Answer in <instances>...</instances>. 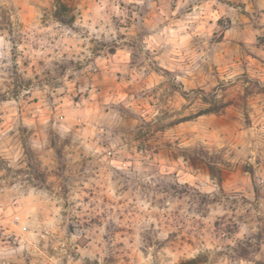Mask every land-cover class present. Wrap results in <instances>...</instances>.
<instances>
[{
  "label": "clouds",
  "instance_id": "clouds-1",
  "mask_svg": "<svg viewBox=\"0 0 264 264\" xmlns=\"http://www.w3.org/2000/svg\"><path fill=\"white\" fill-rule=\"evenodd\" d=\"M0 264H264V0H0Z\"/></svg>",
  "mask_w": 264,
  "mask_h": 264
}]
</instances>
